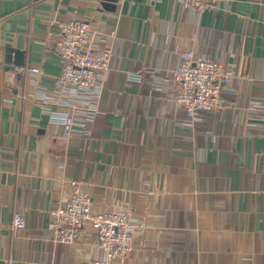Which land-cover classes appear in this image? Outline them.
<instances>
[{"label": "crops", "instance_id": "0c3cea01", "mask_svg": "<svg viewBox=\"0 0 264 264\" xmlns=\"http://www.w3.org/2000/svg\"><path fill=\"white\" fill-rule=\"evenodd\" d=\"M107 3L0 0V264L102 256L91 228L74 243L53 238L49 209L67 199L69 179L93 209L143 221L115 264H264V0H218L200 15L176 0ZM90 17L116 36L115 52L87 133L65 137L51 121L68 109L53 90L54 42L62 22ZM5 46L36 73L5 70ZM189 47L232 73L221 107L191 121L171 99V70Z\"/></svg>", "mask_w": 264, "mask_h": 264}, {"label": "built area", "instance_id": "2783aa9c", "mask_svg": "<svg viewBox=\"0 0 264 264\" xmlns=\"http://www.w3.org/2000/svg\"><path fill=\"white\" fill-rule=\"evenodd\" d=\"M176 1L200 15L206 8L215 7L218 0ZM115 39L113 33L102 31L91 17L73 18L61 23L54 42L61 67L54 78L53 90L56 99L64 100L68 109L52 111L51 121L61 126L65 137L73 132L75 126L87 133V122L99 112L97 101L111 69ZM13 70L20 75L29 71L36 73L23 66ZM141 75L140 71H128L126 74L133 81H140ZM231 75L222 61L189 47L182 52L180 62L171 70V99L191 121L199 111L221 107V83L228 81ZM46 91L43 86L36 89L41 97L47 95ZM69 183L71 189L67 199L49 209L54 240L74 243L91 228L102 256L85 259L80 264H115L117 259L127 257L134 245L135 230L144 226L143 221L121 207L99 211L93 209L89 194L80 189L78 181L69 179ZM12 223L16 228H23L26 219L14 210Z\"/></svg>", "mask_w": 264, "mask_h": 264}, {"label": "water", "instance_id": "95a60500", "mask_svg": "<svg viewBox=\"0 0 264 264\" xmlns=\"http://www.w3.org/2000/svg\"><path fill=\"white\" fill-rule=\"evenodd\" d=\"M111 3H107L109 7L114 6V3L117 0H108ZM104 4H106L104 2ZM24 64V55L21 49L12 47V46H5L4 48V69H14L15 66H22Z\"/></svg>", "mask_w": 264, "mask_h": 264}]
</instances>
